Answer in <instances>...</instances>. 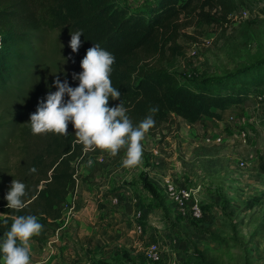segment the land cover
Returning a JSON list of instances; mask_svg holds the SVG:
<instances>
[{
	"label": "rangeland",
	"instance_id": "1",
	"mask_svg": "<svg viewBox=\"0 0 264 264\" xmlns=\"http://www.w3.org/2000/svg\"><path fill=\"white\" fill-rule=\"evenodd\" d=\"M154 1L126 0L120 4L131 11H147ZM179 22L183 25L180 36L175 43L166 46L163 56L154 60L167 71L176 73L183 83L203 78L219 79L259 63L264 65V0H244L223 24L207 25L193 16ZM44 48L45 65L36 91L28 106L15 108L12 112L15 117H22L24 144L33 156L49 150L52 140L60 134H34L28 123L30 114L36 111L40 99L49 90H56L53 82L57 77L61 81L67 79L74 87L79 82L73 80V73L82 71L69 40L58 30L48 28ZM259 95L264 94L256 93L243 106L225 112L219 122L208 119L197 123V127H189L182 119L171 115L172 121L162 131L145 134L141 141L142 158L132 167L122 164L126 149L114 154L104 150L99 155L94 149H89L93 151L91 163H83L82 160V164L77 165L80 181L73 195L68 197L67 208L78 199V186H88V191L93 193L95 187H103L104 180L109 187L104 197L121 195L123 205L120 208L126 209L125 205L131 207L125 213L117 210L124 218L134 212L129 200L135 198L141 206L153 201L150 203L153 209H163L170 204L173 211L176 206L166 198L164 181L157 176L162 156L172 150L174 162L182 168L180 176L199 200L204 216L197 220L171 214L169 218L170 210H166V222L176 226L173 229L177 246L169 241L160 242L165 257L180 264H264V162L258 155L251 156L254 148L264 145V97ZM240 130L250 134L246 146L240 140L238 145L232 142L239 139ZM75 131L69 122L67 132ZM217 136L224 137V144L209 146L212 137ZM221 150H226V154L221 156ZM240 160H247L249 166L240 168ZM16 164L18 159L13 153L0 156V166L9 168L11 172H15ZM146 179L157 188L159 198H153L145 189ZM63 225L64 214L60 228ZM31 242L37 243L30 239L29 244ZM120 245L124 246L123 242ZM169 246V252H166ZM172 249L178 253V258L169 255ZM121 254L128 256L124 250ZM144 257L140 258L148 264L145 254Z\"/></svg>",
	"mask_w": 264,
	"mask_h": 264
},
{
	"label": "trees",
	"instance_id": "2",
	"mask_svg": "<svg viewBox=\"0 0 264 264\" xmlns=\"http://www.w3.org/2000/svg\"><path fill=\"white\" fill-rule=\"evenodd\" d=\"M242 2L155 0L147 11H131L116 0H0V156L13 153L18 159L15 172L0 166V236L10 228L14 216L32 214L43 228L31 240L44 245L48 235L60 228L68 197L80 181L77 165L82 160L88 163L93 151L98 155L104 151L77 142L75 132L59 133L49 150L37 156L27 151L22 117L12 112L28 106L36 91L44 70L49 27L69 41L71 31L83 30L81 46L74 52L79 63L94 43L114 54L110 79L121 95L110 98L108 104L122 102L134 125L152 115L155 124L145 133L151 134L162 131L172 121L171 115L188 125L208 119L221 121L225 112L264 91L261 63L235 75L183 83L154 60L180 36L182 18L193 16L207 25L223 24ZM153 106L158 112H150ZM14 178L26 184L22 209L6 206L4 197ZM144 187L153 198H159L153 183L146 179Z\"/></svg>",
	"mask_w": 264,
	"mask_h": 264
},
{
	"label": "clouds",
	"instance_id": "3",
	"mask_svg": "<svg viewBox=\"0 0 264 264\" xmlns=\"http://www.w3.org/2000/svg\"><path fill=\"white\" fill-rule=\"evenodd\" d=\"M83 30L71 31L69 45L73 52L81 46ZM115 61L113 53L99 43L87 49L80 61L82 71L73 73L79 83L71 86L67 79L54 80L55 91L49 90L41 98L36 111L28 122L34 134L55 132L66 134L69 122L75 128L77 142L85 146L117 153L126 146L122 159L124 167L137 165L142 158V143L145 133L155 124L152 115H147L134 125L126 115L123 103L109 106V99H119L120 91L112 85L110 73ZM67 97V99H66ZM153 106L150 112H158ZM91 163V160L89 161ZM32 172L36 169L33 167ZM26 184L18 179L11 181L5 194L7 207H25ZM43 225L36 215H16L10 228L0 236V261L3 264H30V239L39 234Z\"/></svg>",
	"mask_w": 264,
	"mask_h": 264
},
{
	"label": "crops",
	"instance_id": "4",
	"mask_svg": "<svg viewBox=\"0 0 264 264\" xmlns=\"http://www.w3.org/2000/svg\"><path fill=\"white\" fill-rule=\"evenodd\" d=\"M193 127L197 126L193 125ZM212 138L210 141L212 144L209 146H215V137ZM207 140L209 142V139ZM239 140L232 142L238 145ZM233 146L232 144V150ZM222 154H226V150H221V156ZM171 155L172 150L162 156L157 176L162 181L174 178L173 181L185 186L180 176L182 168L174 162L175 153L173 157ZM102 186L95 187L93 193L83 184L77 187L78 199L65 211L63 227L50 234L45 245L40 247L32 242L28 245L31 253L30 264H146L142 259L145 258L144 251L151 242L169 241L171 245L177 246L173 229L176 226L170 225L165 220L167 209L170 210L169 218L171 214L181 216L176 207L172 208L173 211L170 209L172 207L170 204L165 206V209L161 207L153 209L150 208L152 206L150 203L153 201L141 206L136 198L130 199L129 204L134 208H132L134 212L124 218L117 210L125 213L131 207L125 205L126 209L120 208L123 205H121V195L104 197L106 196L104 192L109 187H106L104 180ZM115 197L119 198L117 204L112 203ZM122 238L124 246L120 245ZM170 247L166 252H169ZM122 250L128 253L127 257L121 254ZM177 254L175 249H172L169 255L177 256Z\"/></svg>",
	"mask_w": 264,
	"mask_h": 264
},
{
	"label": "built area",
	"instance_id": "5",
	"mask_svg": "<svg viewBox=\"0 0 264 264\" xmlns=\"http://www.w3.org/2000/svg\"><path fill=\"white\" fill-rule=\"evenodd\" d=\"M119 4L126 0H116ZM122 5V4H121ZM247 14V13H245ZM259 94H264V91H258ZM260 97H264V95H259ZM264 134V128H263ZM240 142L243 146L248 145V139H250L249 132L240 130L238 132ZM215 144L221 145L224 144L225 140L223 136H217L214 138ZM258 155L263 159L264 162V145L260 147L254 148L251 156ZM238 166L242 169H246L249 166L247 160H240L238 162ZM164 190L166 198L172 202L179 210L180 214L184 218H192V219H202L204 216L203 210L201 208V204L199 200L193 194L191 189H188L184 185H180L173 181L172 179L164 180ZM119 202V198L115 197L112 200L113 204H117ZM161 241H153L151 242L144 251V254L147 260L152 264H180L177 260L172 258H166L161 249ZM96 264V263H89Z\"/></svg>",
	"mask_w": 264,
	"mask_h": 264
}]
</instances>
